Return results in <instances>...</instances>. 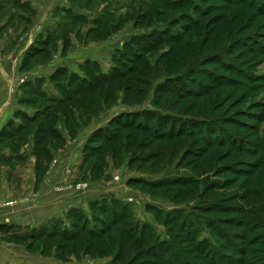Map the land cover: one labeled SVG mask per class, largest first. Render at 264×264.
Returning <instances> with one entry per match:
<instances>
[{
	"label": "rangeland",
	"instance_id": "rangeland-1",
	"mask_svg": "<svg viewBox=\"0 0 264 264\" xmlns=\"http://www.w3.org/2000/svg\"><path fill=\"white\" fill-rule=\"evenodd\" d=\"M52 1L37 5L38 0H0V88L6 86L14 93V98L9 99L1 96L0 90V109L10 100L8 111L1 117L0 134L4 130H18L21 134L13 141L2 140L0 189L7 186L12 193L23 192L32 175L38 176L40 186L50 172L60 168L62 173L72 167L75 182L58 187L59 191L97 189L99 193L85 205L41 224L17 225L5 220L9 215L0 214V264H152L155 258L149 255V245H160L161 251L183 248L193 264H203L205 259H214L217 264H262L264 229L247 232L229 228L225 223L236 219L245 225H256L258 212L264 218V53L255 55L250 50L264 51V0ZM37 8L46 15L38 25ZM103 24L108 27L104 29ZM28 40L32 45L26 46ZM17 46L25 49L15 53ZM174 48L180 49L181 59L172 54ZM77 54L80 55L75 58ZM143 56L145 61L138 64V57ZM54 59L51 76L46 77L41 69L37 78H28L37 68L53 64ZM18 60L19 67L9 62ZM25 60L29 66L23 70ZM218 62L233 65L244 76H232L217 66ZM4 67L5 72L18 79H6ZM139 67L143 73L137 77L143 80L136 85L140 92L134 101L125 102L124 93L120 92L113 105L90 120H80L78 113L75 118L71 113L68 116L63 111L65 105H54L55 109L49 110L54 102L68 98L69 75L75 73L78 80L74 86H81L82 79L92 83L96 76L129 74ZM61 70L66 74L54 80ZM225 79L236 83L229 87L216 84ZM120 83L132 85V75ZM163 87L165 92L178 91L183 98L161 93ZM200 89L206 90V97L189 94ZM244 113L260 114L261 120L243 117ZM127 114L151 129L156 126V119L171 118L182 124L176 130L184 126L185 132H199L200 138L189 135L167 142L160 159L147 158L159 144L149 147L145 135L138 134L129 142L124 139V144L122 139L118 152H110L107 147L93 176L91 171L97 160L90 158V137L113 118ZM65 115L76 121L68 123ZM237 121L243 127L237 128ZM248 125L258 129L254 131ZM23 128L28 130L24 132ZM158 129L159 134L170 133ZM91 130L94 132L88 137ZM79 136L86 142H78ZM34 137L44 140L38 145ZM257 142L261 143L260 149L255 147ZM229 143H236L235 147ZM165 182L177 183L156 185ZM30 201L25 197L9 200L5 207L22 211L23 204ZM114 202L119 204L118 213L123 206L128 210L129 235L135 241L141 238L135 246L126 242L127 248L121 250L123 239L116 231L124 229L122 225L104 235L105 243L96 245L88 254L80 247L64 248L66 242L60 238L47 239L52 231L101 230L103 219L111 221V212L103 216L96 206L109 209ZM214 206L238 207L244 209V215L207 214V209ZM71 210L77 212L75 218L68 220ZM27 215L21 213L19 217L25 220ZM215 223L233 240L237 234L246 235V241L235 240L245 251L244 256L226 251V243L209 231ZM41 230L43 237L38 236ZM190 237L195 242L210 240L213 249H204L195 257V252H189ZM258 239L262 240L260 244L249 247ZM164 259L161 264H175L169 255Z\"/></svg>",
	"mask_w": 264,
	"mask_h": 264
},
{
	"label": "trees",
	"instance_id": "trees-1",
	"mask_svg": "<svg viewBox=\"0 0 264 264\" xmlns=\"http://www.w3.org/2000/svg\"><path fill=\"white\" fill-rule=\"evenodd\" d=\"M102 27L105 29L106 27H108V25L103 24ZM150 42H152L154 45V42L152 40H150ZM152 46L147 47L145 49V51H149ZM261 49H263V48H261ZM250 50H251V53L255 54V55L257 53H261V54L264 53L263 50H259V49L251 48ZM179 51H180V49L176 48L174 53L172 52V54H174L178 60L181 59V55H179ZM145 57L144 56L138 57L139 58V59L137 58L138 64L140 62L143 63L145 61ZM208 62H212V61L210 60V61H207V63ZM28 66H29V61L25 60V62L22 65V69L25 70L28 68ZM217 66H221V68H223V70H228L230 73H233L232 76L239 75L240 77H242V75H243L242 71H236L234 69L233 65H224V63L222 64L221 62H218ZM134 68H136V67H134ZM63 71L64 70L59 71L58 75L54 76L53 79L57 80L60 78V74H62V75L66 74L65 73L66 71L65 72H63ZM142 73H143V71L139 67L137 70L135 69L134 71H131L129 74L128 73L114 72L109 76H103V77H97L96 76L92 83H88L85 79L81 78L82 81H81V79H79L82 82L81 86L78 85L79 83H77V85L74 86V81L78 80L75 73H74L71 76L69 75V77H71V78H70V81L68 83V89L70 88V91L68 92V95H67L68 98H64L62 101H59V102H54L52 104V106L49 107V110L53 111L55 109L54 105H58V104L65 105L63 111L67 115H68V113L69 114L71 113L74 115V118H75L76 113H78L80 120L83 117H84V119L86 118L87 120H90V118L92 116L103 113L106 110V107L113 105L118 100V96H119L118 94L120 92L124 93L123 96H124L125 102L128 103L129 101H134L136 93L140 92V91H138L139 89H136V85L140 84L143 80L137 76L142 75ZM128 75H132V85L123 86L122 83H120V82L123 79H125L126 77H128ZM226 78H228V77H226ZM230 83H236V82L229 81L228 79H225L224 82H222V83L217 82L216 84H220V85L229 87L231 85ZM214 88H217V86L214 85ZM163 90H164V87L162 88L161 93L164 92L166 95H176L177 94V98H179V99L183 98V96H180L177 93L178 91L176 92V91H170L169 90L170 92H167L168 91L167 90L165 92ZM205 92H206V90L200 89V91H196V92L190 91L189 94L196 95V98H199L200 96L206 97L207 94H205ZM191 95H189V96L191 97ZM184 96H186V95H184ZM259 115L248 114V116H247L244 113L242 116L248 117V118L249 117H255L254 121H258V120H261V119H259V117H260ZM74 118L67 117L68 123H69V121L70 122L73 120L76 121ZM136 121H137V119L135 117H133L132 114L120 115V116L113 118L112 121L104 129L97 130L96 132H94L92 134V136L90 137V139L88 141L87 147L90 148V150H89V152L91 154L90 158H92L94 156L97 160V163H95V165L91 171L93 176H94V173H96V169H98V163L104 159V156H105L104 152L107 151V149H109V148H110V152H114V153L118 152L119 149L121 150L122 139H123L122 144H124L125 140H127V142H129V140L135 138L138 134L145 135L146 138L144 139V141H146L147 144H149V147H153V146L159 144L157 146L156 150H154L153 152H151L147 155V158H149V159L150 158L160 159L161 157H163V155L165 153L164 151H162V148L168 147V145H166L167 142L176 140L178 138L188 137L189 135H191L192 137L199 135L198 134L199 132H195V131H190V133L185 132L183 130V129H185L184 126L181 128L178 127L179 129L176 130L177 126H181L182 124H180L176 120H172L171 118L156 119V122H157L156 126L157 127L155 126L152 129L149 127V125H146L145 123H138ZM234 124L236 125L237 128L243 127L241 122H238V123L234 122ZM158 127L162 128V129L170 130V133H167V131H166V132H163L162 134L161 133L159 134L158 132L160 129H158ZM248 128L254 129V131H256V129H258L255 125H248ZM27 130H28L27 128L22 129V131H24V132ZM110 130H112V131L114 130L115 132L113 131L111 133ZM127 131H131V133L124 136L123 135L124 132H127ZM110 133H111V135H110ZM203 133H204V131H202L200 135H203ZM226 133L229 134L228 132H226ZM103 134H105V135H103ZM19 135H21V134H20V131H18V130H16L14 133H10V132L4 130L0 134V138H1L0 139V146L3 144L2 142L4 141V139L13 141L16 138V136H19ZM197 137H199V136H197ZM229 137L232 138V140H233V137L231 136V134ZM37 138L38 137H34L35 140H38L37 142L39 145V144H41L42 140H44V139H40V138L37 139ZM234 144H236V143H231L230 147L231 148L235 147ZM91 145H92V147H91ZM208 145H211V144L209 143ZM113 146H114V148H113ZM107 147H109V148H107ZM255 147L257 149L258 148L260 149L261 143L260 142L255 143ZM85 164H87V161ZM257 167H259V166L257 165ZM260 168H263V166H260L259 169ZM141 182H143V184L145 183L149 187L153 186L152 183H148V182L146 183L145 181H141ZM176 183L177 182H173V183H170V182L166 183L165 182V183H159L156 185L160 186V184L161 185L164 184V186H170V184L176 185ZM112 204L113 205L109 209L106 208L105 205H100V206L95 205L96 209H98L102 213L103 216L108 215V213L111 212V213H109L111 215V221L109 219V223L105 219H103V221H101V225H102L101 230H98V229H96V230L95 229L94 230L82 229L83 230L82 233H79V231H75V233H67L66 229H64V230L59 231V232H56V231H52L51 233L49 232V234L47 235V239L48 240H54L55 238H60V240H62L63 242H66V245H63L64 248H71L72 250H75L77 247H80L78 249H80V250L83 249L85 251V253L88 254L91 251L95 250L96 245H98L100 243H105L104 235L111 234V232L115 231V228L117 226L120 227L122 225L124 227V229H122L121 231H116V233L119 234L123 239L121 250H124L127 248V245H125L126 242L127 243L129 242L130 244H133L135 246V243H139L141 238H138L137 239L138 241H135L129 235L128 231L130 229L127 228L128 221H126L127 220L126 217H127V213H128L127 208L124 206L121 207V209L119 210L120 213H118L117 212L118 209H117L116 205H119V204L115 203V202ZM76 212H77V210H71L67 214L68 220L75 218L74 215H76ZM206 212H207V214H211V215L223 214V213H231L235 216H243L244 215V209H241L238 207L221 208V206H219V207L214 206L212 208L210 207L209 209H207ZM256 212H257V209H256ZM255 219L259 222V223H256V225H254V223H250L248 225H245V223H243V221H238L236 219L226 220L225 224L229 228L240 229L243 231L246 230L247 232H256L259 230H263L264 229V218L262 217L260 212L255 213ZM50 223H52V222H50ZM214 225H215V227H212V226L209 227V231L215 235V238H217V240L221 239L224 243H226V245H224L225 247L227 246L226 251H233L234 253H237V255L244 256L245 251L243 250V248L241 249L240 247H238V245L236 244L237 241H235V240L237 239V240H241V241H246V239H247L246 235L244 233L237 234V235L234 234L236 239L233 240L231 234H228L224 229H219V227L217 226L216 223ZM56 226H57V224L54 225V227H56ZM221 226H223V225L221 224ZM183 229H184L183 232H185V226H183ZM43 231L42 230L39 231L38 236L43 237V234H45ZM98 231H101L102 233H98ZM119 232H121V233H119ZM81 236L88 237V239L86 241L81 240V238H80ZM260 241H262V240L261 239H258V241L254 240L253 243H251L249 247L256 246V245L260 244ZM106 242L109 244V239ZM190 243L191 244L189 245V247H192V249L189 250V252H195V255H194L195 257H198L199 254H201V252L204 249L205 250H208V248H210V250L213 249V247H212L213 242H211L210 240H203V241H196L195 242V239L191 238ZM67 244H69V245H67ZM71 244H72V246H71ZM148 247L149 248L147 250L149 251V255L150 256L153 255L152 257L155 258V261H153L154 263H152V264L164 263L165 262L164 256H167V255L170 256V260L174 261V259H175V261H174L175 264H193L191 262V258H189V253L187 251H185L183 248L182 249L177 248L174 251L171 248H168V249L165 248L163 251H161V248H159L160 245H152V246L149 245ZM158 249H159L160 253L158 252ZM203 261H205L203 264H217V262H215L214 259L213 260L205 259ZM261 262H262V264H264V260ZM219 263L221 264V262H219ZM235 263L238 264V263H244V262L243 261L242 262L236 261Z\"/></svg>",
	"mask_w": 264,
	"mask_h": 264
},
{
	"label": "crops",
	"instance_id": "crops-1",
	"mask_svg": "<svg viewBox=\"0 0 264 264\" xmlns=\"http://www.w3.org/2000/svg\"><path fill=\"white\" fill-rule=\"evenodd\" d=\"M41 1L47 4L49 0H38V2L35 4L38 5L39 3H41ZM52 2H54V0ZM46 8H48V5L46 6ZM43 16H46V15L45 14L42 15L39 11L37 20L35 21L37 25L38 23L41 24L43 22L42 21ZM35 22H34V26H37ZM32 43H33L32 41L28 40L27 43L25 44L27 46L28 44L32 45ZM18 47L19 46H17L16 50H14L13 52L15 53L20 52L21 48L25 49V47H20V49ZM3 48H5V45H3ZM79 55L80 54H77L74 57L77 58L79 57ZM19 61L20 60L13 61V62L9 61V62L14 64L16 67L18 64V67H19L20 66ZM55 61L56 59L53 60V64H50V66H44V67L37 68L36 72L30 74L33 76L31 77L28 75V78L30 79L34 78L36 75L40 73L38 71H40L41 69H43V71L45 70L44 72H46L45 73L46 77L49 75L51 76L54 73V69H51V66L55 64ZM9 62H8L9 67H11L12 65ZM2 70L4 71V75L6 76V79H8L9 81H11L15 77L14 75L10 73L5 72L7 70V67L2 68ZM19 76H20V73H19ZM38 77H41V75H39ZM15 79H18L17 76L15 77ZM1 88H0V90H2L1 96H8L9 99L14 98V93L11 92L12 91L11 88H8V87L6 88V86L2 89ZM9 99H8V102H5L3 107L0 109V121H1V117L4 114V112H7L8 108L10 107L8 106L9 101H10ZM1 125L2 124L0 122V126ZM94 130H91V132L87 134V136L89 137L94 132ZM81 136H83V134ZM81 138L82 137L79 136L77 141L86 142L83 139L81 140ZM71 168L67 169L66 171H63L62 173L60 171V168L56 169L55 171L50 172L47 175V177H45L44 180L41 182L40 186H39L40 181L38 182V179H39L38 176L32 175V177H30L26 181L23 192L20 191V192L12 193L11 190L7 186H2L0 189V214L7 215V216L9 215L5 220L8 222L10 221V223L17 224V225L41 224L51 219L52 217L64 215L65 211L71 208L78 207V206L80 207L82 205H85L88 199L96 198L97 194L99 193L97 189L96 190L92 189L90 191H85V192H76L74 189H69L68 191L58 190V187H63L64 185H67V184H70L71 186V184L75 182L73 180L74 179L73 177L75 176V174L73 173V168L72 169ZM69 170H71V173L68 172ZM22 197L31 199L29 204H23L24 206L23 210H26V211H23V210L20 211V210H15L12 208L5 207L7 201L9 200L18 201ZM21 213L28 214L25 220L23 217H19L21 216Z\"/></svg>",
	"mask_w": 264,
	"mask_h": 264
}]
</instances>
